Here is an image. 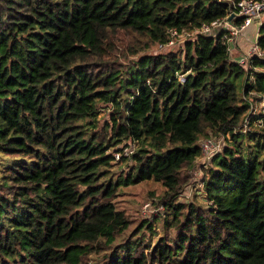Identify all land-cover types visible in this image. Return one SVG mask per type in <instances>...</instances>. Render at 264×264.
Instances as JSON below:
<instances>
[{
  "label": "trees",
  "instance_id": "trees-1",
  "mask_svg": "<svg viewBox=\"0 0 264 264\" xmlns=\"http://www.w3.org/2000/svg\"><path fill=\"white\" fill-rule=\"evenodd\" d=\"M239 1L0 0V264H264V23L245 67L201 32ZM207 131L229 143L177 201ZM147 180L152 240L115 206Z\"/></svg>",
  "mask_w": 264,
  "mask_h": 264
},
{
  "label": "rangeland",
  "instance_id": "rangeland-1",
  "mask_svg": "<svg viewBox=\"0 0 264 264\" xmlns=\"http://www.w3.org/2000/svg\"><path fill=\"white\" fill-rule=\"evenodd\" d=\"M263 18H264V14L261 15L260 18L255 19L252 22V24H250L252 26L250 25L247 26L246 29H244L245 34L248 31H256V28L257 27L259 28V26L262 23H264V20L261 21V19ZM255 22L259 23V25ZM190 35L191 34L180 35L175 39L174 44H172V46L174 45V47H177L183 41V39L189 37ZM156 48L158 50V49H164L165 47L159 48L156 46L154 47V45H152L150 48L141 51V53H154L157 51ZM165 49L167 50L168 48ZM238 59L234 58V60L236 61H238ZM100 112H101L100 117L105 118L108 116L109 110L106 109L105 107H102ZM209 135L210 133L207 131L206 134L202 135L199 138L198 144L201 146L203 140L207 138H211V136L209 137ZM226 137H223V139H221L223 142L222 143L223 146L229 143ZM215 139H219V138L215 137ZM9 161L11 160L8 157L0 156V168H3V165ZM207 161L208 159L206 155L203 152L200 153V156L196 159V164H194V167H192V170L190 171L191 179L188 182V184L185 186L180 197L179 198L177 197L176 199L177 201L195 200L199 202L202 199L204 200L203 197L204 194L201 189L202 186L200 183L205 170L204 169L205 164L208 163ZM130 163L131 162L128 159H126L123 161L122 164H120V168H123L125 171L127 169V165H129ZM1 176L2 175L0 173V177ZM162 193H163V188L160 185V183L154 182L152 180L142 181L128 186H122L118 189L117 196L115 198V206L117 209L123 210L125 212V214L130 219L131 227L143 221L146 222L147 224H150L151 231L155 233L151 235V240H152L155 238V236L163 235V233L165 232V230L163 229V225L165 222L164 219H162L165 214L164 213L165 208L164 205L159 202ZM146 202H150L152 209H158V210L148 211L147 209L144 208ZM168 219H169V215H168ZM144 233L146 237H149L150 235L149 230L145 229Z\"/></svg>",
  "mask_w": 264,
  "mask_h": 264
},
{
  "label": "built area",
  "instance_id": "built-area-1",
  "mask_svg": "<svg viewBox=\"0 0 264 264\" xmlns=\"http://www.w3.org/2000/svg\"><path fill=\"white\" fill-rule=\"evenodd\" d=\"M231 14H232V18L236 17L243 19L241 24L235 25L231 21L232 18L230 19V21H228L227 18ZM263 14H264V0H241L234 5L233 10L229 13L228 16H226V18L218 19L211 22L209 25L202 26L201 32H207L211 28L217 30H223L224 34L222 40H224L227 43L228 51L230 52L229 45L233 41V37L236 36L243 28H245L250 23H252L255 19L260 18L261 15ZM170 33L172 36L176 35V31L174 30H171ZM173 41L174 40L171 39L164 45H158V47L164 48V47L172 46ZM251 55H257V56L262 55V52L256 45V42H254L250 46L248 52H246L244 56L238 59L237 61L238 64L242 65L243 67L247 66L248 57ZM179 80L184 81V76L180 75ZM221 139L222 138L215 139L211 137L203 140V142L201 143L200 146L201 153L203 152L208 160L222 147L223 142ZM132 151H133V146L123 147L121 150L113 152L114 160L117 161L120 160L121 157H127L132 153ZM144 208L147 209L148 211L158 210V209H152L150 202H146Z\"/></svg>",
  "mask_w": 264,
  "mask_h": 264
},
{
  "label": "crops",
  "instance_id": "crops-1",
  "mask_svg": "<svg viewBox=\"0 0 264 264\" xmlns=\"http://www.w3.org/2000/svg\"><path fill=\"white\" fill-rule=\"evenodd\" d=\"M262 20H264V18L261 19V21ZM255 23H257V22H255ZM250 24H252V23H250ZM257 24L259 25V23H257ZM250 26H252V25H250ZM246 27L243 28L236 36L233 37V41L229 45V47H230L229 53H230L231 58L233 60H234V58L240 59L242 56H244L245 53L248 52L250 46L254 42H256V39L258 37V33H257L258 27L256 28V31H248L245 34L244 29H246Z\"/></svg>",
  "mask_w": 264,
  "mask_h": 264
},
{
  "label": "water",
  "instance_id": "water-1",
  "mask_svg": "<svg viewBox=\"0 0 264 264\" xmlns=\"http://www.w3.org/2000/svg\"><path fill=\"white\" fill-rule=\"evenodd\" d=\"M231 18H232V14L228 16L227 20L230 21Z\"/></svg>",
  "mask_w": 264,
  "mask_h": 264
}]
</instances>
